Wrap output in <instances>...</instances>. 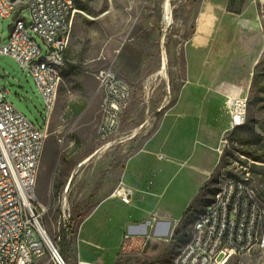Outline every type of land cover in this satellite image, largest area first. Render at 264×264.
<instances>
[{"label": "rangeland", "instance_id": "374dc122", "mask_svg": "<svg viewBox=\"0 0 264 264\" xmlns=\"http://www.w3.org/2000/svg\"><path fill=\"white\" fill-rule=\"evenodd\" d=\"M131 1L141 3L142 7H147L146 2H154L155 7L157 3L161 4L159 20L163 8L165 14L169 10V18L163 22L164 73H158L162 66L159 64L156 73L142 76V81L134 86L132 97L121 113L119 129L105 140L96 135L100 114L95 101L90 102L79 116H68L73 105L85 101L84 93L76 86L74 79L60 85L54 110L49 115L45 147L37 168L35 195L42 208V226L56 245L55 236L60 235L58 217L62 215V207L58 206L59 195L67 177L73 173L67 190L73 234L70 254L64 258L66 264H77L75 234H78L80 220L103 197L112 194L122 180L128 158L140 151L148 141L146 150L138 153L132 163L135 165L145 160V168H152L161 193L159 198H155V203L172 213H176L188 198L191 201L203 170L208 167L213 155L219 157L211 172L213 180L207 183V189L202 191L200 200L194 204L186 220L183 228L186 236L194 215L204 207L205 199H209L225 180L245 171L244 166L249 167L253 185L264 197V0H251L254 16L248 14L249 19L238 18L232 12L227 20L219 19L213 27L198 20L199 8L206 0H124V3ZM208 1L216 6L224 0ZM246 2L235 0L231 6L239 10ZM76 15L75 11L73 20ZM23 16L29 21V12L24 11ZM8 23L7 19H0V44L7 40ZM124 23L131 24L132 18H126ZM34 37L43 46L40 38ZM190 47L191 65L185 57ZM107 67L118 71L114 65ZM237 82L241 85L239 90L232 85ZM0 89L18 112L36 127L43 128L46 110L34 81L14 60L2 55ZM218 94L223 95V103L214 108L212 119L208 120L206 113L197 118L206 102ZM227 94L246 97L247 126L236 135L233 134L234 130L229 129V113L224 101ZM189 123L192 124L191 128H186ZM232 138L234 141H231ZM74 140H79L78 146ZM208 146H212L213 151ZM218 148L222 149L220 155ZM214 149H217L216 152ZM238 149L260 157V161L255 162L245 156H239V159L225 156V151L236 155ZM159 155H163V159L158 160ZM222 156L224 165L219 164ZM80 161H84V165L75 169ZM221 167L230 170L233 175L224 173ZM134 196L128 204L135 200L137 196ZM126 209L130 207L116 205L114 213L110 215L115 214L119 218L125 215ZM87 225L88 235L94 232V227L91 223ZM165 248V245L156 244L146 253L131 257L119 252L117 264H136L143 258L154 260ZM176 251L174 246L165 249L168 258ZM36 264L50 263L44 257ZM226 264H264V248L246 255L232 256Z\"/></svg>", "mask_w": 264, "mask_h": 264}, {"label": "built area", "instance_id": "2783aa9c", "mask_svg": "<svg viewBox=\"0 0 264 264\" xmlns=\"http://www.w3.org/2000/svg\"><path fill=\"white\" fill-rule=\"evenodd\" d=\"M24 11L33 12V21L25 20ZM74 12L73 0H0V19L9 21V34L6 42L0 44V55L11 58L30 75L50 115L61 80L48 71L46 60L64 66ZM165 17L164 10V20ZM95 78L101 93L100 119L95 130L105 140L117 131L133 90L129 82L109 67L100 69ZM225 108L230 130H235L234 121H243L244 125L246 97L227 96ZM49 118H44L43 128L36 127L0 89V264H35L44 257L50 264H66L58 248L60 235L55 237L56 245L49 239L35 195ZM218 153L222 149L218 148ZM158 158L163 159V155ZM248 168L244 166L245 171L235 174L237 183L223 182L228 183V191H220L219 186L218 193L212 194V205L195 215L189 245L176 251L180 252L177 264H226L232 256L264 248V212H261L264 199L256 191ZM111 195L128 204L133 191L120 180ZM58 206L62 207L58 231H68L71 213L67 189L60 193Z\"/></svg>", "mask_w": 264, "mask_h": 264}, {"label": "crops", "instance_id": "0c3cea01", "mask_svg": "<svg viewBox=\"0 0 264 264\" xmlns=\"http://www.w3.org/2000/svg\"><path fill=\"white\" fill-rule=\"evenodd\" d=\"M234 2L235 0L231 2V5ZM145 4L147 7L145 5L142 7L139 2L124 3V0H74V9L77 15L74 20L72 19L70 37L64 53L61 84L74 79L76 86L84 93L85 101L80 105H73V108L69 109V117L79 116L90 102L95 101L99 106L101 93L97 90L95 75L102 68L98 70L97 68L114 65L118 71H113L129 82L133 90L134 86H138L142 81L143 75H152L156 73L159 64L163 66L164 8L161 20H159L161 4L157 3L156 7L154 2H146ZM229 9V0L221 1L216 6L206 0L199 8L198 20L205 21L210 27H213L219 22V19H228L229 13H232ZM253 10L251 0H247L244 7L239 8L238 14H232L238 18L249 19L250 16H254ZM126 18H132V23L125 24ZM190 48L185 55L189 65L192 64V48ZM158 73L160 74V72ZM232 85L237 90L241 89L238 82ZM227 96L230 95L227 94L225 99ZM222 98V94L213 95L212 99L206 102L204 109L197 118L203 117V114L206 113L207 119L211 120L214 108L223 103ZM79 106L84 108L75 115V108ZM187 125L186 128H191L192 124ZM73 142L77 146L79 145V140ZM149 142L140 151L128 158L122 174V181L132 188L133 194L137 196L135 200L130 204H125L117 197L107 195L79 222L81 225L78 228V234L77 232L75 234V237L77 236V262L117 264L119 252L126 254L127 257L136 256L155 248L156 244L165 245L166 248L174 246L178 249L183 241L187 240L183 229L181 234L185 237L181 236L180 239H172V233L182 219L185 209L198 202L193 203V200L198 198L200 189L209 182L212 169L217 164L219 157L217 154L216 156L213 155L210 164L203 170L202 178L194 188V193L197 192L191 201L188 198L187 201L189 202L186 201L176 213H172L168 208H162L158 203H155V198H159L161 193L156 174L152 168H145V160H141V163L135 165L132 163L138 153H143L146 150ZM209 148H212L213 151L212 146ZM83 162H78L75 169L82 167ZM142 162H144L143 165ZM72 179L73 173L67 177L61 191L68 190ZM210 198L205 199L204 206L210 201ZM116 205L123 208L130 207V209L125 210V215L116 218L115 214L110 215L114 213ZM88 223L93 225L94 232L87 235ZM107 225H109V229ZM165 249L154 260L143 258L136 264L150 262L164 264L172 256L168 258ZM123 264H127V262H123Z\"/></svg>", "mask_w": 264, "mask_h": 264}, {"label": "trees", "instance_id": "16d2710c", "mask_svg": "<svg viewBox=\"0 0 264 264\" xmlns=\"http://www.w3.org/2000/svg\"><path fill=\"white\" fill-rule=\"evenodd\" d=\"M230 1V11H232V12H234V13H238L239 11L238 10H235V9H233L232 7H231V2H233V0H229ZM83 106H79V107H76L75 108V115H77V114H79L82 110H83ZM246 126H247V123L245 122L244 123V125H242V126H240V127H238V128H236L234 131H233V134H237V132L238 131H242V130H244L245 128H246ZM231 141H234V139L232 138L231 139ZM227 155H229V156H232L234 159H239L238 157L240 156V155H242V156H245V157H247V158H250L251 160H253V161H255V162H259L260 161V157H258V156H254V155H252L251 153H249V152H247V151H245V150H242V149H238V154H236V155H234L233 153H231V152H228V151H225V156H227ZM224 159H223V156L220 158V160H219V164H223V163H225V161H223ZM224 165V164H223ZM254 166V165H253ZM224 173H227L228 175H233V173L230 171V170H227V169H224V167H221L220 168ZM211 180H213L212 178L209 180V181H211ZM206 186H207V184L206 185H204L201 189H200V191H199V193H198V198H195L194 200H193V203H195V202H197V201H199L200 200V195H201V193H202V191L203 190H205L206 189ZM212 190H209V192H211ZM215 192V191H214ZM261 196V195H260ZM262 199H264V197H262ZM192 208H193V206L192 205H190V206H188L186 209H185V211H184V213H183V216H182V219L180 220V222H179V224H178V226L175 228V230L173 231V233H172V236H171V238L172 239H176V238H178V239H180V237L181 236H184V235H182L181 234V231H182V229L184 228V226H185V224H186V220H187V218H188V216L189 215H191V212H192ZM72 220L73 219H71V223H72ZM81 221V220H80ZM41 223H43L42 221H41ZM70 223V224H71ZM72 226H70V230H68V231H64V230H61L60 231V240L61 241H59L58 242V246H59V251H60V254L63 256V258H68V256H69V254H70V251H69V248H70V246H69V244H70V238L72 237V234H73V231H71V228ZM77 227V226H76ZM185 237V236H184ZM185 241H183V243H184ZM143 264H154V263H143Z\"/></svg>", "mask_w": 264, "mask_h": 264}, {"label": "bare ground", "instance_id": "6f19581e", "mask_svg": "<svg viewBox=\"0 0 264 264\" xmlns=\"http://www.w3.org/2000/svg\"><path fill=\"white\" fill-rule=\"evenodd\" d=\"M166 5H168V3ZM73 8H74V0H73ZM29 14H30L29 21H33V12H29ZM168 14H169V10H167V14L165 17L166 20L169 18ZM46 67H47L48 71L53 73V75L55 77H58V79L61 80V70L63 68L62 63L55 62L53 60H46ZM164 68H165V58L163 60V66L161 67V69L159 71L161 74L164 73V71H163ZM45 110H46V117H49V115H50L49 107H45ZM242 125H243V121H234V129H236ZM225 181H229V183H237V176L228 178ZM220 191H228V183H223L220 186ZM214 193H218V189ZM210 205H212V196L210 198V201L201 209V211L207 210V207H209ZM201 211H199L198 213H201ZM261 212H264V205H261ZM193 229H194V220L190 226L189 232L187 233V240L177 249V251H181V250L187 248V246L189 245V238H191V236H193ZM178 260H180V252H176L174 255H172L164 264H177Z\"/></svg>", "mask_w": 264, "mask_h": 264}]
</instances>
